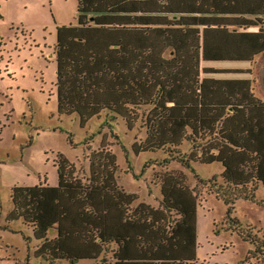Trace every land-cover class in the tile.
Here are the masks:
<instances>
[{
	"label": "rangeland",
	"instance_id": "obj_1",
	"mask_svg": "<svg viewBox=\"0 0 264 264\" xmlns=\"http://www.w3.org/2000/svg\"><path fill=\"white\" fill-rule=\"evenodd\" d=\"M222 2L0 0V264H53L35 253L42 240L26 241L25 236L33 237L32 229L20 219H9L12 188L57 185L59 153L74 162L85 179L89 155L105 149L117 157L118 185L137 196L133 208L141 202L161 207L165 174L181 176L196 192V264H264V248L255 252L252 243L228 230V206L208 182L216 178L241 186L258 176L256 199L237 200L233 216L264 239V26L190 24L196 17L207 22L220 17ZM153 16L167 19L169 25L153 23ZM88 23L154 28L145 46L143 68H154L157 74L152 76L163 86L158 106L164 114L185 117L190 133H204L201 147H193L189 140L179 147L191 168L178 160L163 163L169 156L166 149L133 151V144L146 136L148 106L138 110L139 119L131 130L123 117L109 111L93 117L84 128L76 114L58 113L57 28ZM179 34L184 36L177 40ZM48 236L55 237L56 230ZM116 247L111 243L98 259L77 264L113 262ZM54 264L69 263L56 260Z\"/></svg>",
	"mask_w": 264,
	"mask_h": 264
},
{
	"label": "trees",
	"instance_id": "obj_2",
	"mask_svg": "<svg viewBox=\"0 0 264 264\" xmlns=\"http://www.w3.org/2000/svg\"><path fill=\"white\" fill-rule=\"evenodd\" d=\"M159 1L169 4L172 0ZM221 8L220 17L211 18L210 22L196 17L200 22L191 19L190 24L243 29L264 26V0H223ZM151 21L169 25L163 17L153 16ZM151 28V24L136 23L58 26L57 110L68 116L76 114L82 128L93 117L109 111L112 116L123 117L131 130L139 119L138 110L148 106L144 121L146 136L133 144V151L139 154L166 149L169 156L163 163L178 160L191 168L179 147L185 140L193 147H201L204 133L198 130L190 133L185 117L164 114L158 106L163 86L152 76L157 74L154 68L152 71L143 68L145 46L149 37L154 36ZM167 28L174 32L176 29H160ZM182 36L175 38L180 40ZM89 162V175L84 179L78 175L75 163L59 153L57 185L12 188L13 209L9 219H20L32 229L33 237L25 236L26 241L31 238L43 241L35 251L37 256L53 264L56 260L77 264L84 259H98L109 244L115 243L114 261L103 264H196L198 196L181 176H163L161 207L141 202L133 208L137 196L118 185L116 155L107 149L94 151ZM208 182L217 198L228 206V230L238 232L243 240L252 243L255 252L261 251L264 239L233 216L237 200L256 199L258 176L242 181L241 186L221 183L216 178ZM51 230H56L53 238L48 236Z\"/></svg>",
	"mask_w": 264,
	"mask_h": 264
},
{
	"label": "crops",
	"instance_id": "obj_3",
	"mask_svg": "<svg viewBox=\"0 0 264 264\" xmlns=\"http://www.w3.org/2000/svg\"><path fill=\"white\" fill-rule=\"evenodd\" d=\"M254 27H258V28H259V27H261V26H254Z\"/></svg>",
	"mask_w": 264,
	"mask_h": 264
}]
</instances>
